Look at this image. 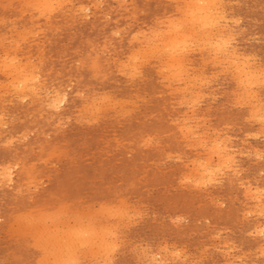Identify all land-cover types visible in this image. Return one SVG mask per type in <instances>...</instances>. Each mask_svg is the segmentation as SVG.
Masks as SVG:
<instances>
[{
    "label": "rangeland",
    "instance_id": "rangeland-1",
    "mask_svg": "<svg viewBox=\"0 0 264 264\" xmlns=\"http://www.w3.org/2000/svg\"><path fill=\"white\" fill-rule=\"evenodd\" d=\"M38 1L0 0V264H42L43 260V264H75L74 259L77 258L78 264H264V0H213L210 8L216 9H210V15H213L209 22L212 24L208 22L205 27L192 21L195 29L190 17L186 15V3L189 0L186 3L185 0H46L45 5ZM37 6L41 8L36 9ZM185 23L190 24L186 27ZM169 26L175 31L177 28L178 34L182 36L177 31L169 30ZM159 30H163L162 34ZM41 31L43 32L40 33ZM167 31L171 32L170 39ZM200 31L202 34L198 33ZM155 32H158L157 35ZM162 35L166 41L162 40ZM173 37L179 41L181 70L167 67L170 54L167 44L175 40ZM191 39H194L193 42ZM225 49L230 54H226ZM146 50H151L147 51L148 55ZM246 58H249V63ZM8 63L22 70L26 78L29 77L27 80L31 83L27 81L24 90L19 89L21 85L16 82L21 79L6 69ZM236 67L241 69L239 73ZM166 68L172 69L168 71ZM136 69L140 72H136ZM223 70L225 74H220ZM245 70L249 72L246 73ZM172 72H175L173 75L176 78ZM252 74H255L254 79ZM250 75L252 77L247 80ZM131 76H134L133 79ZM31 78L33 79L30 80ZM56 94L67 98L64 96L65 100L55 107L51 100L57 99ZM249 94L254 97L251 98ZM194 98L197 101L202 100L201 98L203 100L197 102ZM258 112L260 113L257 114ZM260 114L263 115V120L262 117L259 118ZM257 118L261 120L258 121ZM189 128L191 129L188 130ZM196 134H199L200 139ZM224 140L228 143L225 141V144ZM234 162L236 165H232ZM205 166L211 167L209 169L214 172L211 171L204 178L201 177V170ZM196 186H200V189ZM251 211L254 213L251 214ZM72 212L83 218L78 216L77 219L76 215L75 218ZM123 215L127 218H123ZM23 218H26L25 221ZM76 228L78 231L86 229L89 234L94 235L92 239L89 237L91 235L87 237L88 243L83 244L84 247L71 234L74 229L77 231ZM63 233L65 236L61 235ZM66 236L74 240H67ZM64 237L66 240H62ZM101 240L105 243H100ZM61 242H67L68 246ZM60 243L64 249L59 246ZM90 243L94 245L93 249L89 248ZM110 243L115 244V247ZM54 244L55 250L52 249ZM75 244H78L77 247ZM106 244L107 247L111 246L109 254ZM57 248H62L63 252L61 249L60 253L57 252ZM143 251L147 254L144 255ZM97 253L100 254L97 256ZM185 254L186 257H191L185 259ZM69 255H73L71 259ZM172 256L175 259L172 260ZM60 257L69 262L63 263ZM182 260L186 262L183 263Z\"/></svg>",
    "mask_w": 264,
    "mask_h": 264
},
{
    "label": "bare ground",
    "instance_id": "bare-ground-1",
    "mask_svg": "<svg viewBox=\"0 0 264 264\" xmlns=\"http://www.w3.org/2000/svg\"><path fill=\"white\" fill-rule=\"evenodd\" d=\"M39 1H41V2H40L41 4H44V5L46 4V0H39ZM39 1H38V2H39ZM58 1H59V0H58ZM62 1H63V0H62ZM64 1H65V0H64ZM70 1H71V0H70ZM89 1H90V0H89ZM169 1H170V0H169ZM216 1H217V0H216ZM216 1H215V2H216ZM218 1H219V0H218ZM218 1H217V2H218ZM47 2H48V1H47ZM66 2H67V1H66ZM174 2H175V1H174ZM176 2H177V1H176ZM212 2H213V0H212V1H210V0H189V3H188V2L186 3V0H185V3L187 4L186 6H188V9H187L188 11H186V13H188V14H186V15H187V17H188V16L190 17V19H191V20H190L191 23H192V21H194V23H197V24L200 25V26H205L206 24H208L209 21L211 22L210 16L212 17L213 14L210 15V13H211V12H210V9H212V8H210V5L212 4ZM28 3H30V2H28ZM36 3H37V2H36ZM51 3H52V2H51ZM51 3H50V4H51ZM58 3H59V2H57V5H58ZM68 3H69V1H68ZM101 3H102V2H101ZM34 4H35V3H34ZM38 4H39V3H38ZM70 4H72V3L70 2ZM102 4H103V3H102ZM129 4H130V3H129ZM221 4H222V2H221ZM231 4H232V3H231ZM30 5H31V4H30ZM47 5H48V4H47ZM62 5H63V3H62ZM62 5H61V6H62ZM93 5H94V4H93ZM93 5H92V7H93ZM217 5H218V4H216V6H217ZM219 5H220V4H219ZM50 6L52 7L51 9H54L52 5H50ZM63 6H64V5H63ZM211 6H212V5H211ZM214 6H215V5H214ZM5 7H6V6H5ZM30 7H31V6H30ZM44 7H46V6H44ZM80 7H82V5H81ZM222 7H223V6H222ZM222 7H221V8H222ZM34 8H35V7H34ZM39 8H41V7H39V6L36 7V9H39ZM49 8H50V7H49ZM49 8H47V9H49ZM60 8H61V7H60ZM178 8H179V7H178ZM217 8H219V7L217 6ZM43 9H44V8H43ZM51 9H49V10H51ZM215 9H216V8H213L212 10L215 11ZM81 10L83 11L84 9L81 8ZM42 11H43V10H42ZM54 11H55V10H54ZM56 11H57V10H56ZM177 11H179V9H178ZM183 11H184V10H183ZM40 12H41V11H40ZM87 12H88V11H87ZM181 12H182V11H181ZM181 12H180V13H181ZM218 12H219V11H218ZM42 13H43V12H42ZM45 13H46V12H45ZM45 13H44V14H45ZM83 13H84V12H83ZM214 13H215V12H214ZM224 13H225V12H224ZM44 14H43V15H44ZM50 14H51V13H50ZM52 14H53V13H52ZM78 14H79V13H78ZM216 14H217V13H216ZM26 15H27V14H26ZM40 15H41V14H40ZM40 15H39V16H40ZM43 15H41V16H43ZM182 15H183V14H182ZM214 15H215V14H214ZM224 15H226V14H224ZM39 16H38V17H39ZM216 16H218V15H216ZM216 16H215V17H216ZM221 16H222V14H221ZM48 17H49V16H48ZM187 17H186V18H187ZM183 18H184V15H183ZM213 18H214V17H213ZM213 18H212V19H213ZM222 18H223V16H222ZM239 18H240V17H239ZM21 19H22V18H21ZM35 19H36V18H35ZM38 19H39V18H38ZM175 19H176V18H175ZM184 19H185V18H184ZM224 19H227V18H224ZM168 20H169V19H168ZM173 20H174V19H173ZM178 20H179V19H178ZM186 20H187V19H186ZM216 20H217V17H216ZM220 20L222 21L221 18H220ZM227 20H228V19H227ZM227 20H226V21H227ZM11 21H12V20H11ZM11 21H10V22H11ZM180 21L182 22V19H181ZM180 21H179V22H180ZM218 21H219V20H218ZM231 21H232V20H231ZM236 21H238V20L236 19ZM236 21H235V22H236ZM159 22H160V21H159ZM161 22H162V20H161ZM171 22H172V21H171ZM171 22H170V23H171ZM210 22H209V23H210ZM216 22H217V21H216ZM222 22H223V21H222ZM174 23L177 24V22H174ZM182 23H183V22H182ZM214 23H215V22H214ZM217 23H218V22H217ZM0 24H1V23H0ZM185 24H186V23H185ZM189 24H190V23H189ZM189 24H186L185 26L187 27V25H189ZM192 24H193V23H192ZM210 24H212V23H210ZM178 25H179V24H178ZM193 25H194V24H193ZM217 25H218V24H216L215 26H217ZM221 25H222V24H221ZM234 25H235V24H234ZM166 26H167V25H166ZM172 26L174 27L175 25L173 24ZM181 26H182V25H181ZM183 26H184V25H183ZM200 26H198V27H200ZM218 26H219V25H218ZM218 26H217V27H218ZM169 27H170V26H169ZM175 27H176V26H175ZM177 27H178V26H177ZM189 27H190V26H188V28H189ZM192 27H194V29H195V25L192 26ZM205 27H206V26H205ZM207 27H208V25H207ZM209 27H210V25H209ZM211 27H212V26H211ZM178 28H180V27H178ZM202 28H203V27H202ZM202 28H201V30H202ZM218 28H219V27H218ZM222 28H223V29H226L225 27H222ZM170 29H171V27L169 28V30H170ZM190 29H191V28H190ZM198 29H199V28H198ZM212 29H213V27H212ZM214 29H215V28H214ZM219 29H221V28H219ZM123 30H124V29H123ZM167 30H168V29H167ZM171 30H172V29H171ZM173 30H174V28H173ZM173 30H172V31H173ZM181 30H182V28H181ZM188 30H189V29H188ZM196 30H197V29H196ZM199 30H200V29H199ZM221 30H222V29H221ZM39 31H40V30H39ZM39 31H38V32H39ZM159 31H160V30H159ZM161 31L163 32V30H161ZM161 31H160V33H161ZM174 31H175V30H174ZM176 31H177V28H176ZM176 31H175V32H176ZM185 31H186V30H185ZM185 31L183 30V32H185ZM192 31H193V30H192ZM207 31H208V30H207ZM209 31H214V30H209ZM209 31H208V32H209ZM215 31H216V30H215ZM222 31H223V30H222ZM27 32H28V31H27ZM42 32H43V31H41L40 33H42ZM118 32H119V31H118ZM167 32H168V31H167ZM167 32H166V33H167ZM189 32H191V31H189ZM205 32H206V29H205ZM218 32H219V31H218ZM22 33H23V32H22ZM139 33H140V32H139ZM150 33H151V32H150ZM153 33H154V32H153ZM155 33H156V35H157L158 32H155ZM198 33H199V34H202L201 31L198 32ZM212 33H213V32H212ZM214 33H215V32H214ZM220 33H221V32H220ZM220 33H219V34H220ZM32 34H33V33H32ZM32 34H31L30 36H32ZM114 34H115V33H114ZM145 34H146V33H145ZM161 34H162V33H161ZM164 34H165V33H164ZM164 34H163V35H164ZM168 34H170V35H168ZM168 34H167V35H168V37H169V39H170V37H171V32H168ZM173 34H174V32H173ZM175 34H176V33H175ZM177 34H178V31H177ZM179 34H180V33H179ZM179 34H178V35H179ZM182 34H183V33H182ZM184 34H186V33H184ZM191 34H192V33H191ZM204 34H205V33H204ZM222 34H223V32H222ZM34 35H35V34H34ZM37 35H38V33H37ZM135 35H136V34H135ZM135 35H132V36L135 37ZM137 35H138V33H137ZM152 35H153V34H152ZM152 35H151V36H152ZM163 35H162V36H163ZM180 35H181V34H180ZM180 35H179V36H180ZM186 35H187V34H186ZM189 35H190V34H189ZM192 35H193V34H192ZM194 35H195V34H194ZM207 35H208V34H207ZM211 35H213V34H211ZM18 36H19V35H18ZM116 36H117V35H116ZM139 36H140V35H139ZM142 36H143V35H142ZM174 36H175V35H174ZM179 36H176V38L179 37ZM181 36H182V35H181ZM198 36H200V35H198ZM198 36H197V38H198ZM202 36H203V35H202ZM205 36H206V35H205ZM205 36H204V37H205ZM219 36H220V35H219ZM5 37H6V36H5ZM22 37H24V36H22ZM22 37H20V38H22ZM143 37H145V36H143ZM148 37H149V36H148ZM153 37H155V36H153ZM187 37H188V36H187ZM208 37H209V36H208ZM210 37H211V36H210ZM212 37H213V36H212ZM216 37H217V36H216ZM216 37H215V38H216ZM138 38H139V37H138ZM162 38H163L162 40L165 39L164 36H163ZM173 38H175V37H173ZM176 38H175L174 41H171L170 44H167L168 47H169V48H167V49L170 50L169 58H167L168 61H169V64H168V62H167V67H168V66H169V67H172L173 70H174L175 68H176V69L180 68V70H181L180 64H182V63H180V62H181L182 57H181V59H180V57H179V55H180V54H179V48H178V46H179V41L176 40ZM180 38H183V37H180ZM188 38H189V37H188ZM220 38H222V37H220ZM229 38H230V37H229ZM229 38H228V39H229ZM14 39H15V38H14ZM148 39H149V38H148ZM156 39H157V36H156ZM156 39H155V40H156ZM159 39H161V38H159ZM178 39H179V38H178ZM199 39H200V37H199ZM207 39H208V38H207ZM225 39H227V38H225ZM228 39H227V40H228ZM24 40H25V39H24ZM26 40H27V39H26ZM134 40H135V38H134ZM143 40H144V39H143ZM180 40H181V39H180ZM182 40H183V39H182ZM186 40H187V38H186ZM191 40H192V39H191ZM191 40H190V41H191ZM193 40H194V39H193ZM193 40H192V42H193ZM201 40H202V39H201ZM220 40H221V39H220ZM222 40H223V38H222ZM2 41H3V40H2ZM8 41H9V40H8ZM12 41H13V40H12ZM140 41H141V40H140ZM147 41H148V40H147ZM147 41H146V42H147ZM149 41H151V40L149 39ZM165 41H166V39H165ZM168 41H169V40H168ZM214 41H215V40H214ZM216 41H217V40H216ZM225 41H226V40H225ZM136 42H137V41H136ZM138 42H139V41H138ZM183 42H184V41H183ZM186 42H187V41H186ZM201 42H203V40H202ZM201 42H200V43H201ZM205 42H206V41H205ZM208 42L210 43V41H208ZM217 42H218V41H217ZM219 42H220V41H219ZM227 42L229 43V41H227ZM227 42H224V44L227 43ZM230 42H234V41H230ZM0 43H1V42H0ZM147 43H148V42H147ZM157 43H158V40H157ZM160 43H161V41L159 42V44H160ZM168 43H169V42H168ZM180 43H181V41H180ZM184 43H185V42H184ZM187 43H188V42H187ZM187 43H186V44H187ZM195 43H196V41H195ZM198 43H199V42H198ZM209 43H208V44H209ZM228 43H227V44H228ZM18 44H19V43H18ZM153 44H154V43H153ZM155 44H156V43H155ZM159 44H158V46H159ZM162 44H163V43H162ZM164 44H165V43H164ZM188 44H190V42H189ZM191 44H192V43H191ZM218 44H219V43H218ZM218 44L216 43V45H218ZM224 44H223V46H224ZM227 44H226V46H227ZM2 45H3V44H2ZM148 45H149V44H148ZM148 45H147V46H148ZM156 45H157V44H156ZM167 45H166V46H167ZM181 45H183V44L181 43ZM181 45H180V46H181ZM209 45H210V44H209ZM211 45H213V44H211ZM211 45H210V46H211ZM17 46H18V45H17ZM17 46H16V47H17ZM144 46H145V45H144ZM149 46H150V45H149ZM154 46H155V45H154ZM154 46H153V47H154ZM161 46H162V45H161ZM186 46H187V45H186ZM197 46H198V49H199V48H200L199 45H197ZM223 46H222V47H223ZM226 46H225V47H226ZM18 47H19V46H18ZM18 47H17V48H18ZM151 47H152V46H151ZM156 47H157V46H156ZM156 47H155V48H156ZM187 47H188V46H187ZM194 47H196V45H195ZM220 47H221V45H220ZM220 47H219L218 49H220ZM160 48H161V47H160ZM163 48H165V47H162V49H163ZM183 48H184V46H183ZM183 48H180V50H182ZM185 48H186V47H185ZM188 48H189V50H190V47H188ZM192 48H193V47H192ZM196 48H197V47H196ZM201 48H202V47H201ZM213 48H214V47H213ZM233 48H234V47H233ZM142 49H143V48H142ZM158 49H159V47H158ZM186 49H187V48H186ZM193 49H195V48H193ZM211 49H212V48H210V50H211ZM234 49H235V50H234ZM234 49H231V51H232V50L236 51V48H234ZM136 50H137V49H136ZM155 50H156V49H155ZM160 50H161V49H160ZM183 50H184V49H183ZM200 50H201V49H199V52H200ZM202 50H203V49H202ZM225 50H227V49H225ZM137 51H139V50H137ZM147 51H148V50H146V55H148ZM150 51H151V50H150ZM150 51H148V52H150ZM152 51H153V50H152ZM206 51H207V49H206ZM212 51H213V50H212ZM215 51H217V50H215ZM222 51H223V50H222ZM228 51H229V50L226 51V54H227ZM231 51H230V52H231ZM140 52L142 53V51H140ZM155 52H158V50L155 51ZM162 52H163V51H161V53H162ZM180 52H182V51H180ZM186 52H187V50H186ZM193 52H194V50H193ZM203 52H204V50H203ZM151 53H152V52H151ZM161 53H160V54H161ZM165 53H166V51H165ZM168 53H169V51H168ZM194 53H195V52H194ZM196 53H197V52H196ZM211 53H212V52H211ZM219 53H220V52H219ZM222 53H223V52H221V54H222ZM228 53H229V52H228ZM232 53H234V52H232ZM235 53H236V52H235ZM135 54H136V53H135ZM143 54H145L144 51H143ZM143 54H141V55H143ZM160 54H159V55H160ZM162 54H163V53H162ZM162 54H161V55H162ZM183 54H184V53H182V56H183ZM209 54H210V53H208V55H209ZM229 54H230V53H229ZM241 54H242V53H241ZM7 55H8V54H7ZM137 55H140V54L138 53ZM152 55H153L152 57L154 58V54H152ZM157 55H158V54H157ZM167 55H168V54H167ZM186 55H187V54H186ZM186 55H185V56H186ZM210 55H211V54H210ZM239 55H240V54H239ZM131 56H132V55H131ZM133 56H134V54H133ZM149 56H150V55H149ZM229 56H230V55H228V57H229ZM233 56H236V55L234 54ZM6 57H7V56H6ZM138 57H139V56H138ZM157 57L159 58V56H157ZM202 57H203V56H202ZM206 57H207V56H206ZM215 57H216V56H215ZM246 57H247V55H246ZM250 57H251V56H250ZM15 58H16V57H15ZM141 58H142V60L146 59V58L143 59V57H141ZM147 58H148V57H147ZM149 58H151V57H149ZM153 58H152V59H153ZM155 58H156V57H155ZM218 58H219V56H218ZM218 58H216V59L218 60ZM220 58H221V57H220ZM224 58H225V57H224ZM224 58H223V59H224ZM226 58H227V56H226ZM230 58H231V57H230ZM230 58H229V59H230ZM241 58H242V57H241ZM251 58H252V57H251ZM4 59H6V58H4ZM7 59H8V58H7ZM132 59H133V57H132ZM136 59H138V58H136ZM156 59H157V58H156ZM213 59H214V58H213ZM236 59H237V58H236ZM238 59L240 60V58H238ZM9 60H10V59H9ZM9 60H8V61H9ZM12 60H13V62H14V59H12ZM130 60H131V59H130ZM134 60H135V59H134ZM146 60L148 61V59H146ZM164 60H165V59H164ZM184 60H185V59H184ZM217 60H216V61H217ZM219 60H220V59H219ZM224 60H225V59H224ZM246 60H247V62H248L249 58H246ZM256 60H257V59H256ZM135 61H136V60H135ZM139 61H140V60H139ZM166 61H167V60H166ZM187 61H188V59H187ZM205 61L207 62V60H205ZM213 61H214V60H212V62H213ZM216 61H215V62H216ZM221 61H222V60H221ZM227 61H228V60H227ZM1 62H2V60H1ZM4 62H6V61L4 60ZM4 62H3V63H4ZM16 62H17V61H16ZM137 62H138V61H137ZM137 62H136V63H137ZM209 62H210V60H209ZM223 62L226 64V61H223ZM223 62H222V63H223ZM230 62H231V61H230ZM243 62H244V61H243ZM11 63H12V61H11ZM128 63L130 64V62H128ZM128 63H127V64H128ZM133 63H135V62H133ZM140 63H141V61H140ZM164 63H166V62H164ZM188 63H189V62H188ZM190 63H191V62H190ZM218 63H219V61H218ZM235 63H236V62H235ZM245 63H246V62H245ZM248 63H249V62H248ZM255 63H256V62H255ZM255 63H251V64H252V65L254 64V65L256 66ZM8 64H9V63H8ZM29 64H30V63H29ZM142 64H143V61H142ZM148 64H149V63H148ZM185 64H187V63H185ZM229 64H231V63H229ZM239 64H240V63H239ZM14 65H15V64H14ZM20 65H21V63H20ZM22 65H23V64H22ZM22 65H21V66H22ZM24 65H25V63H24ZM119 65H121V63H120ZM122 65L124 66V64H122ZM136 65H137V64H136ZM146 65H147V64H146ZM161 65H162V64H161ZM220 65H221V63L219 64V66H220ZM222 65H223V64H222ZM234 65H235V64H234ZM234 65H232V66H234ZM237 65H238V64H237ZM243 65H244V63H243ZM249 65H250V64H249ZM3 66H4V65H3ZM18 66H19V65H18ZM18 66H17V67H18ZM25 66H26V65H25ZM25 66H24L23 68H26ZM27 66H28V65H27ZM129 66H130V65H129ZM138 66H139V65H138ZM163 66H164V65H163ZM184 66H185V65H184ZM211 66H212V65H211ZM214 66H215V64H214ZM223 66H224V65H223ZM223 66H221V67L223 68ZM229 66H230V65H229ZM229 66H228V67H229ZM239 66H240V65H239ZM19 67H20V66H19ZM19 67H18V68H19ZM132 67H133V66H132ZM132 67H131V68H132ZM134 67H135V66H134ZM134 67H133V68H134ZM140 67H141V66H140ZM216 67H218V66H216ZM224 67L226 68L227 65L224 66ZM247 67H248V65H247ZM249 67H250V66H249ZM251 67H254V66H251ZM0 68H1V67H0ZM7 68L9 69V71H10L11 73H13L14 75L18 76V77L21 79V80L19 79L20 81H16V82H18V84L21 85V86H20L21 88H19V89H23V90H24V88L26 87V83L29 82V81L27 80L29 77L26 78L27 76H24V74L22 73V70H18V69H17L15 66H13L12 64L6 65V69H7ZM122 68H123V67H122ZM133 68H132V69H133ZM172 68H170V69H172ZM182 68H183V67H182ZM187 68L189 69V67H187ZM245 68H246V67H245ZM259 68H260V67H259ZM259 68H258V69H259ZM3 69L5 70L4 67H3ZM26 69H27V68H26ZM119 69H120V68H119ZM127 69H128V68H127ZM138 69H140V68H138ZM170 69H169V70H170ZM223 69H224V68H223ZM227 69H229V68H227ZM236 69H238V70H236V71H238V73H239V71L241 70V69H239V68H237V67H236ZM258 69H256V70L254 69V70L257 71ZM260 69H261V68H260ZM133 70L135 71V69H133ZM166 70H168V69L166 68ZM169 70H168V71H169ZM191 70H192V69H191ZM204 70H205V69H204ZM224 70H225V69H224ZM224 70H223V72H221L220 74L224 73ZM134 71H133V73H134ZM157 71H158V70H157ZM164 71H165V70H164ZM220 71H221V70H220ZM243 71H244V69H243ZM245 71H246V70H245ZM252 71H253V70H252ZM5 72H7V71H5ZM136 72H140V71H137V69H136ZM165 72H167V71H165ZM165 72H164V73H165ZM175 72H176V71H175ZM175 72H172V75H173V73H175ZM184 72H185V70H184ZM184 72H183V73H184ZM230 72H231V71H230ZM247 72H249V71H246V73H247ZM257 72H259V70H258ZM3 73H4V71H3ZM25 73H26V72H25ZM161 73H163V71H162ZM170 73H171V71H170ZM254 73H255V72H254ZM28 74H29V73H28ZM121 74H122V73H121ZM130 74H131V73H130ZM136 74H137V73H136ZM181 74H182V73H181ZM190 74H191V73H190ZM218 74H219V73H218ZM218 74H217V75H218ZM224 74H225V73H224ZM226 74H227V73H226ZM240 74H241V72H240ZM243 74H244V73H243ZM248 74H249V73H248ZM250 74H251V73H250ZM10 75H11V74H10ZM25 75H26V74H25ZM159 75H160V74H159ZM169 75H170V74H169ZM182 75L184 76V74H182ZM202 75H203V74H202ZM202 75L200 74V76H202ZM252 75H253V74H252ZM252 75L248 76V79H247L246 76H245V77H246L247 80H249V78L252 77ZM256 75H258V74H256ZM260 75H261V74H260ZM30 76L32 77V75H30ZM33 76H34V74H33ZM129 76H130V75H129ZM129 76H128V78H129ZM137 76H138V75H137ZM173 76H174V75H173ZM197 76H198V75H197ZM197 76H196V77H197ZM231 76H232V75H231ZM236 76H237V74H236ZM239 76H240V75H239ZM263 76H264V75H263ZM8 77H9V76H8ZM11 77H12V76H11ZM131 77H132V76H131ZM133 77H134V76H133ZM133 77H132V79H133ZM167 77H168V76H167ZM174 77H175V76H174ZM177 77H178V76H177ZM186 77H187V76H186ZM186 77H185V78H186ZM218 77H219V76H218ZM234 77H235V76H234ZM254 77H255V74L253 75V79H254ZM258 77H261V76H258ZM33 78H34V77H33ZM33 78H31L30 80H32ZM37 78H38V77H37ZM172 78H173V77H172ZM175 78H176V77H175ZM180 78H181V77H180ZM182 78H183V77H182ZM185 78H184V79H185ZM187 78H189V76H188ZM197 78H198V77H197ZM200 78H201V77H200ZM239 78L241 79V76H240ZM239 78H237V79H239ZM242 78H243V77H242ZM263 78H264V77H263ZM132 79H131V80H132ZM165 79H167V78H165ZM177 79L180 80L179 77H178ZM198 79H199V78H198ZM201 79H204V78H201ZM212 79H213V77H212ZM235 79H236V78H235ZM243 79H244V78H243ZM255 79H257V78H255ZM258 79H259V78H258ZM36 80H38V79H36ZM162 80H164V79H162ZM172 80H174V79H172ZM175 80H176V79H175ZM193 80H194V79H193ZM204 80H205V79H204ZM208 80H209V79H208ZM241 80H242V79H241ZM10 81H11V80H10ZM12 81L15 82L14 79H12ZM12 81H11V82H12ZM27 81H28V82H27ZM169 81H170V79H169ZM189 81H190V80H189ZM200 81H201V80H200ZM202 81H203V80H202ZM206 81H207V80H205V82H206ZM209 81H210V80H209ZM209 81H208V82H209ZM255 81H256V80H255ZM263 81H264V80H263ZM203 82H204V81H203ZM239 82H240V81H239ZM250 82H252V81L250 80ZM258 82H259V80H258ZM7 83H8V82H7ZM29 83H31V82H29ZM32 83H33V81H32ZM181 83H182V82H181ZM185 83H186V82H185ZM199 83H201V82H199ZM236 83H237V81H236ZM240 83H241V82H240ZM240 83H239V84H240ZM242 83H243V82H242ZM242 83H241V84H242ZM255 83H256V82H255ZM0 84H1V83H0ZM10 84H11V83H10ZM10 84H9V85H10ZM178 84H179V83H178ZM201 84L203 85V83H201ZM256 84H257V83H256ZM256 84H254V85H256ZM259 84H261V82H259ZM169 85H170V84H169ZM185 85H187V83H186ZM199 85H200V84H199ZM199 85H198V86H199ZM210 85H211V84H210ZM244 85H245V83H244ZM247 85H248V84H247ZM252 85H253V84H252ZM4 86H5V85H4ZM13 86H14V85H13ZM15 86L18 87V85H15ZM192 86H194V85H192ZM195 86H196V85H195ZM195 86H194V87H195ZM241 86H242V85H241ZM249 86H250V88H252L251 85H250V83H249ZM256 86H257V85H256ZM263 86H264V85H263ZM0 87H1V86H0ZM17 87H15V88L17 89ZM184 87H185V86H184ZM200 87H201V86H200ZM207 87H208V84H207ZM257 87H258V86H257ZM257 87H256V88H257ZM11 88H14V87H11ZM15 88H14V89H15ZM29 88H30V87H29ZM165 88H166V87H165ZM168 88H169V87H168ZM186 88H187V86H186ZM196 88H197V87H196ZM204 88H205V87H204ZM243 88H245V87H243ZM14 89H13V90H14ZM19 89H18V90H19ZM26 89H27V88H26ZM32 89H33V88H32ZM38 89H39V88H38ZM248 89H249V88H248ZM248 89H247V91H248ZM10 90H11V89H10ZM30 90H31V89H30ZM69 90H70V89H69ZM182 90H183V88H182ZM196 90H197V89H196ZM243 90H244V89H243ZM249 90H251V89H249ZM16 91H17V90H16ZM34 91H35V90H34ZM34 91H33V93H34ZM198 91H199V90H198ZM245 91H246V90H245ZM245 91H244V92H245ZM251 91H252V90H251ZM14 92H15V91H14ZM20 92H22V91L20 90ZM178 92H179V91H178ZM188 92H189V91H188ZM191 92L193 93L192 90H191ZM191 92H190V93H191ZM195 92H196V91H195ZM199 92H200V91H199ZM244 92H243V93H244ZM254 92H256V91H254ZM17 93H18V92H17ZM200 93H201V92H200ZM248 93H249V92H248ZM257 93H260V91H259V92L257 91ZM8 94H9V93H8ZM13 94H14V93H13ZM18 94H19V93H18ZM193 94H194V93H193ZM201 94H203V93H201ZM204 94H205V93H204ZM235 94H236V93H235ZM238 94L240 95V93H238ZM245 94H246V93H245ZM254 94H256V93H254ZM254 94H253V95H254ZM2 95H3V94H2ZM56 95H57V96H56L57 99H56V100H51L52 105L55 106V107H56L57 105L61 104V103L65 100V97H66L65 95H63V96H58V94H56ZM75 95H77V94H75ZM239 95H238V96H239ZM249 95H250V94H249ZM4 96H5V95H4ZM64 96H65V97H64ZM106 96H107V95H106ZM191 96H192V95H191ZM200 96H201V95H200ZM205 96H206V95H205ZM207 96H208V95H207ZM242 96H243V95H242ZM104 97H105V96H104ZM104 97L102 98V101H103ZM107 97H108V96H107ZM109 97H110V96H109ZM109 97H108V98H109ZM197 97L199 98V96H197ZM202 97H204V96H202ZM208 97H209V96H208ZM243 97H244V96H243ZM243 97H239V98L241 99V98H243ZM250 97H251V95H250ZM253 97H254V96H253ZM253 97H251V98H253ZM66 98H67V97H66ZM95 98H96V97H95ZM105 98H106V97H105ZM110 98H111V97H110ZM213 98H214V97H213ZM239 98H238V99H239ZM247 98H249V96H248ZM22 99H23V98H22ZM194 99H195V98H194ZM201 99L203 100V98H201ZM204 99H205V97H204ZM238 99H237V100H238ZM240 99H239V100H240ZM249 99H250V98H249ZM257 99H259V98H257ZM107 100H109V99H107ZM202 100H199V99H198V101H202ZM243 100H244V99H243ZM251 100H252V99H251ZM55 101H56V102H55ZM66 101H67V100H66ZM109 101H111V100H109ZM195 101H197V100L195 99ZM198 101H197V102H198ZM253 101H254V100H253ZM54 102H55V104H54ZM104 102H105V99H104L103 103H104ZM114 102H115V101H114ZM117 102H118V101H117ZM242 102H243V101H242ZM245 102H246V101H245ZM259 102H260V101H259ZM56 103H57V104H56ZM97 103H98V102H97ZM99 103H101V102L99 101ZM108 103H109V102H108ZM108 103H107V104H108ZM110 103H111V102H110ZM110 103H109V104H110ZM125 103H126V102H125ZM127 103H129V102H127ZM195 103H196V102H194L193 105H195ZM236 103H239V102H236ZM248 103H249V102H248ZM256 103H257V102H256ZM261 103H262V102H261ZM114 104H115V103H114ZM118 104H119V103H118ZM180 104H181V103H180ZM182 104H183V103H182ZM244 104H245V103H243V105H244ZM91 105H92V104H91ZM129 105H130V104H129ZM183 105H185V104H183ZM191 105H192V104H191ZM236 105H237V104H236ZM241 105H242V104H241ZM255 105H256V104H255ZM60 106H61V105H60ZM62 106H63V105H62ZM98 106H100V105H98ZM101 106H103V105L101 104ZM104 106L107 107L106 104H105ZM111 106H112V104H111ZM113 106H114V105H113ZM133 106H134V105H133ZM237 106H238V105H237ZM249 106H250V105H249ZM249 106H248V107H249ZM253 106H254V105H253ZM258 106H262V105H258ZM263 106H264V105H263ZM86 107H87V106H86ZM94 107H95V106H94ZM108 107H109V105H108ZM117 107H118V106H117ZM121 107H122V106H121ZM238 107H239V106H238ZM241 107H242V106H241ZM95 108H96V107H95ZM261 108H262V107H261ZM91 109H93V107H92ZM97 109H98V107H97ZM104 109H105V107H104ZM109 109H110V108H109ZM115 109H116V107L114 108V110H115ZM195 109H196V108H195ZM79 110H80V109H79ZM191 110H192V109H191ZM256 110H258V109H256ZM256 110H255V111H256ZM259 110H260V108H259ZM261 110H262V109H261ZM85 111H86V110H85ZM88 111H89V110H88ZM91 111H92V110H91ZM98 111H99V110H98ZM105 111H106V109H105ZM192 111H193V110H192ZM80 112H81V111H80ZM95 112H96V111H95ZM125 112H126V111H125ZM193 112H194V111H193ZM251 112H254V111H251ZM260 112H261V111H260ZM260 112H258L257 114H259ZM263 112H264V111H263ZM86 113H87V112H86ZM100 113H102V112H100ZM100 113H99V114H100ZM116 113H117V112H116ZM186 113H187V112H186ZM204 113H205V112H204ZM261 113H262V112H261ZM120 114H121V113H120ZM257 114H256V116H257ZM77 115H79V114H77ZM94 115H95V114H94ZM97 115H98V114H97ZM260 115H261V114H260ZM92 116H93V115H92ZM124 116H125V115H124ZM95 117H96V116H95ZM100 117H101V116H100ZM250 117H251V116H250ZM253 117H254V116H253ZM260 117H262V120H263V115L259 116V118H260ZM40 118H41V117H40ZM96 118L98 119L99 117H96ZM195 118H196V117H195ZM199 118H200V117H199ZM199 118H198V119H199ZM0 119H1V118H0ZM191 119H194V118H191ZM198 119H197V120H198ZM202 119H204V118H202ZM205 119H206V118H205ZM246 119H247V117H246ZM251 119H252V118H251ZM255 119H256V118H255ZM257 119H258V118H257ZM80 120H82V119H80ZM84 120H85V119H84ZM87 120H89V119H87ZM260 120H261V119H260ZM260 120L258 119V121H260ZM94 121H95V118H94ZM248 121H249V120H248ZM86 122L88 123V121H86ZM96 122H98V121H96ZM183 122H184V121H183ZM195 122H196V120H195ZM197 122H198V121H197ZM262 122H263V121H262ZM60 123H61V121H60ZM260 123H261V122H260ZM77 124H78V122H77ZM88 124H89V123H88ZM184 124H185V123H184ZM206 124H207V123H206ZM263 124H264V122H263ZM58 125H59V123H58ZM193 125H194V124H193ZM197 126H198V123H197ZM199 126H200V125H199ZM263 126H264V125H263ZM6 127H7V126H6ZM186 127H187V126H186ZM186 127H185V128H186ZM191 127H192V126H191ZM200 127H201V126H200ZM228 127H229V126H228ZM182 128H184V127L182 126ZM195 128H197V127H195ZM262 128H264V127H262ZM190 129H191V128H189L188 130H190ZM183 130H184V129H183ZM188 130H187V132H188ZM193 131H194V130H193ZM224 132H225V131H224ZM263 132H264V129H263L262 133H263ZM182 133H183V132H182ZM189 133H190V131H189ZM203 133L206 134V132H203ZM219 133H220V132H219ZM192 134H193V133H192ZM200 134H201V133H200ZM205 134H204V136H205ZM214 134H215V132H214ZM247 134H248V133H247ZM251 134H252V133H251ZM256 134H257V133H256ZM182 135H183V134H182ZM196 135H197V134H196ZM196 135H195V136H196ZM198 135H199V134H198ZM198 135H197V136H198ZM257 135H259V134H257ZM260 135H261V134H260ZM183 136H185V133H184ZM201 136H202V135H201ZM219 136H220V134H219ZM253 136H254V135H253ZM255 136H256V135H255ZM263 136H264V135H263ZM198 137H199V136H198ZM202 137H203V136H202ZM205 137H206V136H205ZM249 137H250V136H249ZM258 137H259V136H258ZM258 137H257V138H258ZM184 138H186V137H184ZM253 138H254V137H253ZM150 139H152V138L150 137ZM199 139H200V137H199ZM201 139H202V138H201ZM204 139H205V138H204ZM216 139L218 140L219 138H216ZM216 139H215V140H216ZM224 139H225V138H224ZM229 139H230V138H229ZM234 139H236V138H234ZM258 139H259V138H258ZM14 140H15V139H14ZM145 140H146V139H145ZM197 140H198V139H197ZM215 140L213 139L214 142H215ZM217 140H216V141H217ZM12 141H13V140H12ZM12 141H11V142H12ZM146 141H147V140H146ZM186 141H187V140H186ZM192 141H193V140H192ZM198 141H199V140H198ZM221 141H223V140H221ZM221 141H220V142H221ZM225 141H226V140H224V143H225ZM196 142H197V141H196ZM205 142H207V141H205ZM210 142H211V141H210ZM226 142H227V141H226ZM12 143H13V142H12ZM207 143H208V142H207ZM217 143H218V141H217ZM227 143H228V142H227ZM145 144H146V143H145ZM200 144H202V143H200ZM210 144H211V143H210ZM225 144H226V143H225ZM185 145H186V144H185ZM197 145H198V142H197ZM204 145H205V144H204ZM214 145H215V144H214ZM216 145H217V144H216ZM218 145H219V143H218ZM220 145H221V144H220ZM222 145H223V144H222ZM7 146H9V145H7ZM106 146H107V145H106ZM201 146H202V145H201ZM205 146H206V145H205ZM188 147H189V146H188ZM198 147H199V146H198ZM198 147H196V148H198ZM212 147H213V146H212ZM212 147H211V149H213ZM224 147H225V146H224ZM226 147H227V146H226ZM226 147H225V148H226ZM193 148H194V147H193ZM201 148H203V147H201ZM204 148H205V147H204ZM218 148H219V147H217V149H218ZM220 148H221V147H220ZM189 149H190V148H189ZM194 149H195V148H194ZM206 149H208V148H206ZM214 149H215V148H214ZM231 149H232V148H231ZM254 149H255V148H254ZM218 150H219V149H218ZM226 150H227V149H226ZM213 151H214V150H213ZM222 151H223V150H222ZM222 151H220V152H222ZM255 151H256V150H254V152H255ZM209 152H210V150H209ZM54 153H55V152H54ZM206 153H207V152H206ZM223 153H227V152L223 151ZM52 154H53V153H52ZM211 154H212V153H211ZM213 154H214V153H213ZM219 154H220V153H219ZM242 154H243V153H242ZM55 155H56V154H55ZM178 155H179V154H178ZM169 156H170V154H169ZM179 156H180V155H179ZM209 156H210V155H209ZM209 156H208V157H209ZM213 156H214V155H213ZM225 156H226V155H225ZM228 156H229V155H228ZM232 156H233V155H231V157H232ZM234 156H236V155L234 154ZM234 156H233V157H234ZM211 157H212V156H211ZM211 157H210V158H211ZM223 157H224V156H223ZM229 157H230V156H229ZM229 157H228V158H229ZM89 158H90V157H89ZM219 158H221V157H219ZM261 158H262V157H261ZM196 159H197V158H195L194 160L196 161ZM211 159H212V158H211ZM211 159H210V161H211ZM224 159H226V158H224ZM231 159H232V158H231ZM259 159H260V158H259ZM46 160H47V159H46ZM192 160H193V159H192ZM208 160H209V159H208ZM226 160H227V159H226ZM43 161H44V160H43ZM205 161H206V159H205ZM212 161H213V160H212ZM212 161H211V162H212ZM193 162H194V161H193ZM203 162H204V161H203ZM219 162H220V161H219ZM235 162H236V159H235ZM235 162L232 163V165H233V164L236 165ZM205 163H206V162H205ZM205 163H204V164H205ZM217 163H218V161H217ZM225 163H226V162H225ZM230 163H231V162H230ZM230 163H229V164H230ZM191 164H192V162H191ZM193 164L195 165L196 163H193ZM208 164H209V163H208ZM218 164H219V163H218ZM218 164H217V165H218ZM9 165H10V164H9ZM197 165H198V164H197ZM200 165H201V164H200ZM213 165L215 166V164H213ZM232 165L230 164V166H232ZM210 166H212V165L210 164ZM223 166H225V165L223 164ZM227 166H228V165H227ZM0 167H1V166H0ZM203 167H204V166H203ZM203 167H202L203 170H201V171H203L202 174H201V177H202V176L204 177V176H206V175H208V174L210 175V172L213 171V170H210V169H209V168H211V167H209V166H205V168H203ZM1 168H2V167H1ZM197 168H198V167H197ZM219 168H221V167H219ZM11 169H12V168H11ZM216 169H218V168H216ZM222 169H223V167H222ZM227 169H228V168H227ZM227 169H226V170H227ZM231 169H232V168H231ZM231 169H230V170H231ZM237 169H238V168H237ZM7 170H8V168H7ZM226 170H225V171H226ZM234 170H235V169H234ZM11 171H12V170H11ZM218 171H219V169H218ZM220 171H221V170H220ZM213 172H214V171H213ZM11 173H12V172H11ZM192 173H193V172H192ZM196 173H197V170H196ZM218 173H220V172H218ZM218 173H217V174H218ZM234 173H235V171H234ZM190 174H191V173H190ZM199 174H200V171H199ZM211 174H213V173H211ZM222 174H223V173H221V175H222ZM240 174H241V173H240ZM8 175H9V174H8ZM197 175H198V174H197ZM13 176H14V175H13ZM186 176H187V175H186ZM216 176H217V175H216ZM2 177H3V176H2ZM8 177H9V176H8ZM184 177H185V176H184ZM189 177H190V176H189ZM192 177H193V176H192ZM209 177H210V176H209ZM213 177H215V175H214ZM185 178H186V177H185ZM185 178H184V179H185ZM187 178H188V177H187ZM194 178H195V177H194ZM194 178H193V180H194ZM197 178H198V177H197ZM204 178H205V177H204ZM216 178H219V176L216 177ZM188 179H189V178H188ZM190 179H191V178H190ZM208 179H209V178H208ZM210 179H212V178H210ZM186 180H187V179H186ZM199 180H200V178H199ZM202 180H203V178H202ZM212 180H213V179H212ZM184 181H185V180H184ZM189 181H190V180H189ZM197 181H198V180H197ZM209 181H210V180H209ZM181 182H182V181H181ZM186 182H188V181H186ZM190 182H192V181H190ZM213 182H214V181H213ZM198 183H199V181H198ZM198 183H197V184H198ZM202 183H204V182L202 181ZM205 183H206V182H205ZM214 183H215V182H214ZM216 183H217V182H216ZM119 184H120V183H119ZM193 184H194V182L192 183V185H193ZM197 184H196V185H197ZM206 184H207V183H206ZM199 185H200V184H199ZM251 185H252V184H251ZM200 186H201V185H200ZM200 186H196V187L199 188ZM204 186H206V185H204ZM249 186H250V185H249ZM201 187H202V186H201ZM242 187H244V186H242ZM194 188H195V187H194ZM194 188H193V189H194ZM205 188H206V187H205ZM251 188H253V187H251ZM251 188H250V190H251ZM186 189H187V188H186ZM196 189H197V188H196ZM199 189H200V188H199ZM258 189H259V188H258ZM262 189H263V188H262ZM259 190H260V189H259ZM248 191H249V190H248ZM246 192H247V191H246ZM254 192H255V191H254ZM258 192H260V194H261V191H258ZM263 192H264V189H263ZM251 193H252V192H251ZM249 194H250V193H249ZM249 194H248V195H249ZM252 194H253V193H252ZM255 195H257V192H256ZM246 196H247V195H246ZM251 196H253V195H251ZM262 196H263V195H262ZM262 196H261V197H262ZM261 197H260V198H261ZM246 198H247V197H246ZM247 199H248V198H247ZM253 199H254V198H253ZM256 199H258V198H256ZM82 200H83V199H82ZM254 201H255V200H254ZM254 201H253V202H254ZM261 201H262V200H261ZM125 203H126V202H125ZM68 204H69V203H68ZM256 204H257V203H256ZM256 204H255V206H256ZM261 204H263V203H261ZM101 205H102V204H101ZM85 206H86V205H85ZM89 206H90V205H89ZM118 206H119V205H118ZM118 206H117V207H118ZM123 206H124V205H123ZM123 206H122V207H123ZM125 206H126V205H125ZM125 206H124V207H125ZM128 206H130V205L128 204ZM224 206H225V205H224ZM107 207H108V206H107ZM142 207H143V206H142ZM259 207H260V205H259ZM254 208H255V207H254ZM262 208H263V206H262ZM39 209H40V208H39ZM102 209H104V208H102ZM108 209H109V208H108ZM113 209H114V208H113ZM115 209H117V208H115ZM118 209H119V208H118ZM120 209H122V208H120ZM120 209H119V210H120ZM123 209H124V208H123ZM123 209H122V210H123ZM129 209H130V208H129ZM135 209H136V208H134V210H135ZM37 210H38V209H37ZM86 210H87V209H86ZM111 210H112V209H111ZM111 210H110V211H111ZM130 210H131V209H130ZM251 210H252V209H251ZM255 210H256V209H255ZM263 210H264V209H263ZM91 211H92V210H91ZM127 211H129V210H127ZM132 211H133V210H132ZM136 211H137V210H136ZM261 211H262V210H261ZM47 212H48V211H47ZM68 212H69V211H68ZM76 212H77V211H75V213H76ZM83 212H84V211H83ZM89 212H90V211H89ZM122 212H123V211H122ZM125 212H126V211H125ZM133 212H134V211H133ZM22 213H23V212H22ZM28 213H29V212H28ZM72 213H73V212H72ZM72 213H71V214H72ZM91 213H92V212H91ZM107 213H108V212H107ZM111 213H112V212H111ZM111 213H110V214H111ZM117 213H118V212H117ZM249 213H250V210H249ZM253 213H254V212H253ZM253 213H252V211H251V214H253ZM262 213H263V211H262ZM20 214H21V213H20ZM53 214H54V213H53ZM55 214H56V213H55ZM71 214H70V215H71ZM73 214H74V213H73ZM78 214H79V213H78ZM81 214H83V213H81ZM93 214H95V213H93ZM98 214H99V213H98ZM103 214H104V213H103ZM127 214H128V213H127ZM136 214H137V212H136ZM138 214H140V213H138ZM263 214H264V213H263ZM21 215H22V214H21ZM23 215H24V214H23ZM34 215H35V214H34ZM56 215H57V214H56ZM70 215H69V216H70ZM75 215H76V214H74V217H75ZM254 215H255V214H254ZM14 216H15V215H14ZM76 216H77V215H76ZM78 216H79L80 218H83V217H81L82 215H81V216L78 215ZM78 216H77V219H78ZM83 216H84V215H83ZM88 216H89V215H88ZM90 216H91V214H90ZM102 216H103V215H102ZM115 216H116V215H115ZM119 216H120V215H119ZM124 216L126 217V215H123V218H124ZM128 216H129V215H128ZM137 216H138V215H137ZM139 216H141V215H139ZM247 216H248V215H247ZM260 216H261V215H260ZM262 216H263V215H262ZM42 217H43V216H42ZM65 217H66V216H65ZM67 217H68V216H67ZM67 217H66V218H67ZM74 217H73V218H74ZM105 217H106V216H105ZM108 217H109V216H108ZM121 217H122V216H121ZM130 217H131V216H130ZM134 217H136V216H134ZM263 217H264V216H263ZM43 218H45V217H43ZM56 218H57V217H56ZM71 218H72V217H71ZM71 218H70V219H71ZM75 218H76V217H75ZM80 218H79V219H80ZM84 218H87V217H84ZM88 218H89V217H88ZM101 218H102V217H101ZM101 218H100V219H101ZM112 218H113V217H112ZM116 218H118V217H116ZM123 218H122V219H123ZM126 218H127V217H126ZM136 218H137V217H136ZM24 219H26V218H23V220H24ZM30 219H32V218H30ZM36 219H37V218H36ZM53 219H55V218H53ZM63 219H64V218H63ZM77 219H76V220H77ZM91 219H92V218H90V220H91ZM96 219H98V218L96 217ZM120 219H121V218H119V220H120ZM178 219H179V218H178ZM21 220H22V219H21ZM40 220H41V219H40ZM42 220H43V219H42ZM42 220H41V221H42ZM67 220H68V219H67ZM81 220H83V219H81ZM87 220H88V219H87ZM87 220H86V221H87ZM104 220H105V218H104ZM0 221H1V220H0ZM24 221H25V220H24ZM24 221H23V223H24ZM27 221H28V220H27ZM35 221H36V220H35ZM65 221H66V219H65ZM65 221H64V222H65ZM73 221H74V219H73ZM78 221H79V220H78ZM78 221H77V222H78ZM92 221H93V220H92ZM96 221H97V220H96ZM127 221H128V220H127ZM130 221H131V220H130ZM187 221H188V220H187ZM16 222H17V221H16ZM20 222H21V221H20ZM28 222H29V221H28ZM28 222H27V223H28ZM30 222H31V221H30ZM43 222H44V221H43ZM62 222H63V221H62ZM62 222H61V223H62ZM64 222H63V223H64ZM77 222H76V223H77ZM79 222L81 223V221H79ZM99 222H100V221H99ZM99 222H98V223H99ZM101 222H102V221H101ZM119 222H120V221H119ZM122 222H124V221H122ZM208 222H209V221H208ZM21 223H22V222H21ZM59 223H60V222H59ZM61 223H60V224H61ZM76 223H75V224H76ZM82 223H83V222H82ZM94 223H96V222H94ZM106 223H107V222H106ZM127 223H128V222H127ZM177 223H178V222H177ZM40 224H41V222H40ZM44 224H46V223H44ZM44 224H43V226L45 227ZM48 224H49V223H48ZM51 224H52V222H51ZM54 224H55V223H54ZM54 224H53V225H54ZM75 224H73V225H75ZM88 224H90V223L88 222ZM99 224H100V223H99ZM117 224H118V222H117ZM122 224H123V223H122ZM21 225H22V224H21ZM21 225H20V226H21ZM29 225H30V223H29ZM33 225H34V224H33ZM62 225H63V224H62ZM69 225H70V224H69ZM69 225H68V227H67V225H66V227L69 228ZM86 225H87V224H86ZM101 225H102V224H101ZM104 225H106V224H104ZM115 225H116V224H115ZM118 225H119V224H118ZM128 225H129V224H128ZM175 225H176V224H175ZM17 226H18V225H17ZM39 226H41V225H39ZM50 226H51V225H50ZM59 226H60V225H59ZM78 226H79V225H78ZM81 226H82V225H81ZM92 226H94V225H92ZM92 226H90V227H92ZM47 227H48V226H47ZM57 227H58V225H57ZM73 227H75V226H73ZM95 227H96V225H95ZM95 227H94V228H95ZM97 227H99V226H97ZM109 227H110V226H109ZM123 227H125V226H123ZM123 227H122V229H123ZM14 228L17 229V227H15V226H14ZM26 228H27V227H26ZM45 228H46V227H45ZM52 228H53V226H52ZM62 228H63V226H62ZM78 228H79V227H78ZM82 228L84 229V224H83V227H82ZM85 228L87 229L88 226H87V227L85 226ZM92 228H93V227H92ZM99 228L101 229V227H99ZM99 228H98V229H99ZM8 229H10V227H9ZM11 229H13V227H12ZM24 229H25V228H24ZM35 229H36V227H35ZM37 229L39 230L38 225H37ZM46 229H47V228H46ZM46 229H45V230H46ZM49 229H50V228H49ZM55 229L58 230V229L56 228V226H55ZM72 229H73V228H72ZM76 229H77V228H76ZM86 229H85V230H81V231H78V229H77V231H76L75 229L72 231V230L70 229V231H72L71 234L73 233V235L75 236L74 238H75L76 242H79V243L81 244V246H83V244L88 243V242H87V241H88L87 239H89V238H87V237H88L89 235H91V234H89L90 232H89L88 230H87V231H88L89 233L86 231ZM88 229H89V228H88ZM111 229H112V228H111ZM111 229H110V230H111ZM21 230H22V229H21ZM21 230H20V231H21ZM32 230H33V229H32ZM32 230H31V231H32ZM42 230H44V229L42 228ZM47 230H48V229H47ZM64 230H65V228H64ZM90 230H92V229H90ZM96 230H97V229H96ZM103 230L106 231L104 228H103ZM113 230H115V229H113ZM12 231H13V230H12ZM36 231H37V230H36ZM36 231H35V232H36ZM48 231H49V230H48ZM50 231H51V230H50ZM52 231H53V230H52ZM67 231H69V230H67ZM70 231H69V232H70ZM74 231H75V232H74ZM94 231H95V230H94ZM107 231H109V230L107 229ZM117 231H118V230H116V232H117ZM29 232H30V231H29ZM29 232H28V233H29ZM37 232H38V231H37ZM41 232H42V231H41ZM55 232H56V231H55ZM59 232H60V231H59ZM96 232H97V231H96ZM109 232H110V231H109ZM258 232H260V231L258 230ZM17 233H18V232H17ZM19 233H20V232H19ZM31 233H33V231H32ZM44 233H45V231H44ZM48 233H49V232H48ZM51 233H52V232H51ZM87 233H88V234H87ZM91 233H93V232H91ZM94 233H95V232H94ZM99 233H100V232H99ZM110 233H112V232H110ZM110 233H107V234H110ZM113 233H114V232H113ZM11 234H12V233H11ZM13 234H14V233H13ZM20 234H21V233H20ZM25 234H26V232H25ZM35 234H36V233H35ZM39 234H40V232H39ZM45 234H46V233H45ZM49 234H50V233H49ZM66 234H68V233H66ZM261 234H262V232H261ZM261 234H260V235H261ZM27 235H28V234H27ZM52 235H53V234H52ZM52 235H50V236H52ZM61 235H64V236H65L64 233L61 234ZM68 235H69V234H68ZM73 235H69V236L72 237ZM95 235H96V234H95ZM102 235H104V234H102ZM118 235H119V234H118ZM118 235H117V237H118ZM253 235H254V234H253ZM24 236H25V235H24ZM32 236H33V235H32ZM40 236H41V235H40ZM43 236H44V234H43ZM47 236H49V235H47ZM69 236H68V237H69ZM93 236H94V235H93ZM93 236H92V235L89 236V237H91L90 239H92ZM97 236H98V234H97ZM104 236H106V233H105ZM110 236H111V234H110ZM25 237H27V236H25ZM28 237H29V236H28ZM36 237H37V236H36ZM54 237H55V236H54ZM68 237L66 236V238H68ZM70 237H69V238H70ZM95 237H96V236H95ZM101 237H102V236H100L99 238H101ZM112 237H113V236H112ZM117 237H116V238H117ZM10 238H11V237H10ZM23 238H24V237H23ZM52 238H53V237H52ZM55 238H56V237H55ZM55 238H54V240H55ZM66 238L64 237V238H62V240H63V239L66 240ZM69 238H68L67 240H70V241H71V240H74V239H69ZM41 239H42V238H41ZM48 239H49V238H48ZM58 239H59V238H58ZM58 239H57V240H58ZM101 239H102V238H101ZM107 239H108V237H107ZM117 239H118V238H117ZM36 240H37V239H36ZM43 240H44V239H43ZM43 240H42V241H43ZM62 240H60V241H62ZM96 240H97V238H96ZM114 240H116V239H114ZM122 240H123V239H122ZM125 240H127V239H125ZM58 241H59V240H58ZM70 241H68V243H69ZM103 241H104V240H103ZM103 241L101 240L100 243H102ZM106 241H107V240H106ZM108 241H109V240H108ZM108 241H107V242H108ZM220 241H221V240H220ZM44 242H45V241H44ZM48 242H49V240H48ZM53 242H56V243H57V241H53ZM74 242H75V241H74ZM89 242H90V240H89ZM112 242H113V240H112ZM115 242H116V241H115ZM115 242H114V243H115ZM117 242H118V240H117ZM117 242H116V245H117ZM227 242H228V241H227ZM35 243H36V242H35ZM61 243H62V242H61ZM61 243H60L59 246H62ZM66 243H67V242H66ZM66 243L64 242V243H62V244L64 245V244H66ZM94 243H96V242H93V244H94ZM97 243H98V242H97ZM103 243H105V242H103ZM108 243H109V242H108ZM121 243H122V242H121ZM229 243H230V242H229ZM58 244H59V242H58ZM58 244H57V245H58ZM93 244H92V245H93ZM112 244H113V243H112ZM112 244L110 243V245H112ZM124 244H125V243H124ZM225 244H226V242H225ZM230 244H231V243H230ZM55 245H56V244H54V247L52 248V249H54V250H55ZM66 245H67V244H66ZM75 245H76V244H75ZM75 245H72V246L74 247ZM77 245H78V244H77ZM77 245H76V247H77ZM90 245H91V243H90ZM92 245H91L89 248H91ZM114 245H115V244H113V247H115ZM139 245H140V244H139ZM171 245H172V244H171ZM47 246H48V244H47ZM51 246H52V245H51ZM51 246H50V247H51ZM67 246H68V245H67ZM72 246H71V248H72ZM79 246H80V245H79ZM79 246H78V248H79ZM81 246H80V248H81ZM85 246H88V245H85ZM93 246H94V245H93ZM95 246H96V245H95ZM99 246H100V245H99ZM101 246H102V245H101ZM103 246H104V245H103ZM118 246H119V245H118ZM118 246H116V247H118ZM224 246H225V245H224ZM262 246H263V245H262ZM40 247H41V246H40ZM40 247H39V248H40ZM62 247H63V249H64V246H62ZM65 247H66V246H65ZM83 247H84V246H83ZM109 247H111V246H109ZM109 247H107V244H106V249L108 248V251H109L108 254L111 253L110 250H109ZM208 247H209V246H208ZM227 247H228V246H227ZM233 247H235V246H233ZM233 247H232V248H233ZM39 248H38V250H39ZM41 248H42V247H41ZM44 248H45V247H44ZM80 248H79V249H80ZM93 248H94V247H92V249H93ZM96 248H97V247H96ZM104 248H105V246H104ZM136 248H137V247H136ZM166 248H168V247H166ZM171 248H172V247H171ZM210 248H211V247H210ZM260 248H261V247H260ZM34 249H35V248H34ZM45 249H46V248H45ZM49 249H50V248H49ZM57 249H58V248H57ZM57 249H56V250H57ZM59 249L62 250V248H59ZM59 249H58L57 252L60 253L61 251H59ZM82 249H83V248H82ZM99 249H100V248H99ZM99 249H98V252H99ZM101 249H103V248L101 247ZM101 249H100V250H101ZM113 249H114V248H112V250H113ZM130 249H131V248H130ZM133 249H134V248H133ZM146 249H147V248H146ZM207 249H208V248H207ZM216 249H217V248H216ZM230 249H231V248H230ZM50 250H51V249H50ZM65 250H67V249H65ZM72 250H73V249H72ZM77 250H78V249H77ZM80 250H81V249H80ZM84 250H85V249H84ZM84 250H83L82 252L85 253ZM115 250H116V249H115ZM147 250H148V249H147ZM168 250H169V249H168ZM179 250H180V249H179ZM181 250H182V249H181ZM218 250H219V249H218ZM257 250H258V249H257ZM261 250H262V248H261ZM261 250H260V251H261ZM69 251H70V250H69ZM73 251H75V250H73ZM73 251H72V252H73ZM87 251H88V250H87ZM87 251H86V252H87ZM95 251H97V250H95ZM102 251H103V250H102ZM105 251H106V250H105ZM105 251H104V252H105ZM113 251H114V250H113ZM144 251H145V249H144ZM144 251H143V252H144ZM225 251L228 252V250H225ZM229 251H232V250H229ZM234 251H235V250H234ZM234 251H233V252H234ZM43 252H44V251H43ZM43 252H42V253H43ZM45 252H47V251H45ZM57 252H56V253H57ZM62 252H63V250H62ZM67 252H68V251H67ZM78 252H79V251H78ZM78 252H77V255H78ZM93 252H94V251H93ZM104 252H102V253H104ZM174 252H175V251H174ZM183 252H184V251H183ZM202 252H203V251H202ZM220 252H221V251H220ZM227 252H225V253H227ZM257 252H258V251H257ZM261 252H262V251H261ZM48 253H49V252H48ZM54 253H55V252H54ZM68 253H69V252H68ZM75 253H76V252H74L73 255H74ZM80 253H81V252H80ZM84 253H83V254H84ZM102 253H101V254H102ZM114 253H115V252H114ZM144 253H145V252H144ZM159 253H160V252H159ZM262 253H263V252H262ZM49 254H50V253H49ZM64 254H67V253H64ZM64 254H63V256H64ZM69 254H70V253H69ZM87 254H88V253H87ZM87 254H86V255H87ZM91 254H93L92 256L96 255V254H94V253H92V252H91ZM99 254H100V253H99ZM99 254L97 253V256H98ZM105 254H107V253H105ZM115 254H117V253H115ZM120 254H122V253H120ZM146 254H147V252H146L144 255H146ZM149 254H150V253H149ZM160 254H161V253H160ZM167 254H168V252H167ZM170 254H171V253H170ZM202 254H203V253H202ZM227 254H228V253H227ZM250 254H251V253H250ZM51 255H52V253H51ZM58 255H62V254H58ZM73 255H72V256H73ZM110 255H111V254H110ZM175 255H176V254H175ZM175 255H174V256H175ZM186 255H187V254H185V257H184L185 259L188 258V257L190 256V255H189V256L186 257ZM200 255H201V254H200ZM45 256H46V254H45ZM52 256H53V255H52ZM67 256H68V254H67ZM69 256H70V259H71L72 256H71V255H69ZM92 256H91V257H92ZM102 256H103V255H102ZM107 256H108V255H106V257H107ZM137 256H138V255H137ZM225 256H226V255H225ZM230 256H231V255H230ZM244 256H245V254H244ZM43 257H44V256H43ZM53 257H54V256H53ZM65 257H66V256H64V258H65ZM74 257H76V256L74 255ZM83 257H84V256H83ZM85 257H86V256H85ZM89 257H90V256H89ZM94 257H96V256H94ZM106 257H105L104 259H106ZM158 257H160V255H159ZM164 257H166V256L164 255ZM190 257H191V256H190ZM259 257H260V254H259ZM262 257H263V256H262ZM47 258H48V257H47ZM50 258H51V257H50ZM64 258H63V259H64ZM87 258H88V255H87ZM112 258H113V257H112ZM139 258H140V257H139ZM146 258H147V257H146ZM148 258H149V257H148ZM152 258H153V257H152ZM166 258H167V257H166ZM173 258L175 259V257L172 256V260H173ZM194 258H196V257H194ZM202 258H203V257H202ZM202 258H201V259H202ZM239 258H240V257H239ZM241 258H242V257H241ZM243 258H244V257H243ZM257 258H258V256H257ZM60 259H61V257H60ZM60 259H58V260H60ZM63 259H61V260H62V262L64 263V262L66 261V259H65V261H63ZM68 259H69V258H68ZM89 259H90V258H89ZM100 259H102V258L100 257ZM109 259H110V257H109ZM160 259H161V258H160ZM229 259H230V258H229ZM41 260H42V259H41ZM45 260H46V259H45ZM48 260H49V259H48ZM48 260H47V261H48ZM55 260H56V259H55ZM61 260H60V261H61ZM74 260H75L74 262H75V264H76V263H77L76 260H78V258H77V259H74ZM79 260H80V259H79ZM86 260H87V259H86ZM97 260H98V259H97ZM139 260H140V259H139ZM165 260H166V259H165ZM177 260H178V258H177ZM196 260H197V259H196ZM203 260H204V259H203ZM233 260H234V259H233ZM237 260H238V259H237ZM72 261H73V260H71V262H72ZM80 261H81V260H80ZM82 261H83V260H82ZM89 261H90V260H89ZM95 261H96V260H95ZM100 261H101V260H100ZM114 261H115V260H114ZM166 261H168V260H166ZM198 261H199V260H198ZM230 261H231V260H230ZM234 261H235V260H234ZM48 262H49V261H48ZM48 262H47V263H48ZM50 262H51V261H50ZM56 262H57V261H56ZM68 262H69V261H68ZM68 262H65V263H68ZM78 262H79V261H78ZM97 262H98V261H97ZM104 262H105V261H103V263H104ZM155 262H156V259H155ZM158 262H159V261H158ZM171 262H172V261H171ZM171 262H169V263H171ZM182 262H183V260H182ZM185 262H186V261L184 260L183 263H185ZM199 262H200V261H199ZM43 263H44V260H43ZM43 263H42V264H43ZM52 263H53V261H52ZM58 263H59V261H58ZM72 263H73V262H72ZM82 263H83V262H82ZM87 263H88V262H87ZM92 263H93V262H92ZM92 263H91V264H92ZM109 263H110V262H109ZM142 263H143V262H142ZM167 263H168V262H167ZM167 263H166V264H167ZM193 263H194V262H193ZM243 263H244V262H243ZM243 263H242V264H243ZM40 264H41V263H40ZM45 264H46V263H45ZM48 264H49V263H48ZM55 264H57V263H55ZM69 264H70V263H69ZM77 264H78V263H77ZM83 264H84V263H83ZM106 264H107V263H106ZM148 264H149V263H148ZM152 264H153V263H152ZM157 264H158V263H157ZM162 264H163V262H162ZM195 264H196V262H195ZM197 264H198V263H197ZM199 264H200V263H199ZM229 264H230V263H229ZM235 264H236V263H235ZM244 264H245V263H244ZM254 264H256V263H254Z\"/></svg>",
    "mask_w": 264,
    "mask_h": 264
}]
</instances>
